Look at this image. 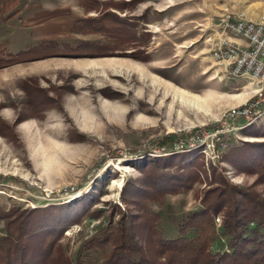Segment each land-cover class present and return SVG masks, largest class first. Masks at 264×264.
Instances as JSON below:
<instances>
[{"label":"rangeland","instance_id":"1","mask_svg":"<svg viewBox=\"0 0 264 264\" xmlns=\"http://www.w3.org/2000/svg\"><path fill=\"white\" fill-rule=\"evenodd\" d=\"M0 3V212L55 207L48 225L66 227L57 243L66 256L55 249V257L73 260L113 214L115 221L147 207L159 214L162 234L175 237L205 194L231 187L264 198L262 176L240 168L232 153L237 146L249 153L253 143L264 149V112L249 123L235 119L240 128L224 129L212 147L230 109L254 92L249 78L213 59L214 25L259 19L264 0ZM30 17L44 18L45 31ZM177 92L194 105L181 104ZM176 156L173 170L183 167L185 184L158 194L154 188L178 179L158 178L155 166ZM222 214L213 249L228 243ZM6 221L0 218V236Z\"/></svg>","mask_w":264,"mask_h":264},{"label":"trees","instance_id":"2","mask_svg":"<svg viewBox=\"0 0 264 264\" xmlns=\"http://www.w3.org/2000/svg\"><path fill=\"white\" fill-rule=\"evenodd\" d=\"M260 133L256 131L255 134ZM250 145L249 153H244L240 146L232 153L241 159L240 168L259 173L264 183V162L257 161L258 157L264 158V153H256L264 149H260L258 143ZM167 158H164L163 166H155L158 168L155 173L158 178L178 180L169 188H154L158 194L176 191L174 186L185 184L181 182L183 167L173 170L180 163L179 156L172 161ZM227 158L230 160L229 156ZM254 160L256 163L252 165ZM186 178L185 182H189ZM223 184L227 186L225 181ZM225 190L230 191L227 198L223 195ZM225 190L219 189L212 199L203 195L201 207L179 221V232L175 237L162 234L158 226L159 214L147 207H141L140 213L121 212L115 221L113 214L102 229L79 245L73 260L69 256L55 257L66 256L57 244L66 227L61 224L50 226L47 222V213L55 207L0 212V218L7 220L5 232L0 236V264H51L54 258L58 264H264V198L240 188L226 187ZM234 193L242 198H236ZM221 212L219 232L228 243L226 247L213 249L218 232L214 219ZM187 231L192 234L188 235ZM55 249L57 253L53 255Z\"/></svg>","mask_w":264,"mask_h":264},{"label":"built area","instance_id":"3","mask_svg":"<svg viewBox=\"0 0 264 264\" xmlns=\"http://www.w3.org/2000/svg\"><path fill=\"white\" fill-rule=\"evenodd\" d=\"M214 28L216 42L212 48L213 59L224 63L225 71L230 75L249 78L254 85V92L242 106L230 109L229 121L223 122L226 128L217 130L214 138L216 142L212 141V147L222 144L224 129L227 134H231L240 128L233 122L235 119H245L249 123L264 112V16L256 20L241 16L225 18L217 22Z\"/></svg>","mask_w":264,"mask_h":264},{"label":"crops","instance_id":"4","mask_svg":"<svg viewBox=\"0 0 264 264\" xmlns=\"http://www.w3.org/2000/svg\"><path fill=\"white\" fill-rule=\"evenodd\" d=\"M41 16H43V15H41ZM30 18H33L34 19L32 21H28V23H30L31 26H33L34 28H38V29L41 28L43 32L45 31V28H44V23H45L44 21H45V19L44 18H34V17H30ZM30 18H27V19H30ZM52 31H53L52 34H50V32H47L45 36H47V35L54 36V30H52ZM236 41H238V42H244V40H242V39H236Z\"/></svg>","mask_w":264,"mask_h":264},{"label":"bare ground","instance_id":"5","mask_svg":"<svg viewBox=\"0 0 264 264\" xmlns=\"http://www.w3.org/2000/svg\"><path fill=\"white\" fill-rule=\"evenodd\" d=\"M177 97H178V99L180 100V102H181V104H183V105H190V104H192L193 103V101L191 102L189 99H187L186 98V96L183 94V93H181V92H177ZM193 105H194V103H193Z\"/></svg>","mask_w":264,"mask_h":264}]
</instances>
